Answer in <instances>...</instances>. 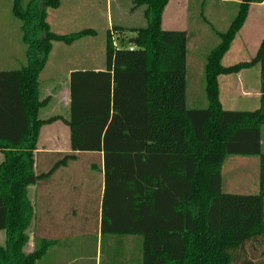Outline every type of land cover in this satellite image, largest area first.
Wrapping results in <instances>:
<instances>
[{
	"label": "trees",
	"instance_id": "16d2710c",
	"mask_svg": "<svg viewBox=\"0 0 264 264\" xmlns=\"http://www.w3.org/2000/svg\"><path fill=\"white\" fill-rule=\"evenodd\" d=\"M241 0L204 64L206 105L187 104L186 30L162 27L169 0H132L143 8L146 26L134 29L137 42L116 46L113 26L106 33V68L75 70L70 78V118L40 119L50 97L40 98L39 80L54 42L71 45L94 28L57 33L48 8L60 0H14L22 23L26 62L0 69V264H37L54 241L25 246L35 216L28 187L76 160L78 153L103 152L105 194L102 245L111 240V264L139 251L138 264H233L247 244L264 239V39L256 56L225 66L223 57L245 24L251 4ZM260 65L261 105L256 110L224 109L220 75ZM57 120L71 130V151L59 153L47 172H36L41 128ZM229 155L258 156V192L223 190L222 167ZM140 247L122 250L124 240ZM117 262V263H116ZM107 264H110L107 262Z\"/></svg>",
	"mask_w": 264,
	"mask_h": 264
},
{
	"label": "rangeland",
	"instance_id": "374dc122",
	"mask_svg": "<svg viewBox=\"0 0 264 264\" xmlns=\"http://www.w3.org/2000/svg\"><path fill=\"white\" fill-rule=\"evenodd\" d=\"M23 1L26 4L29 0ZM216 1L195 0L186 5L182 1H179V3L178 0H170L164 10L166 18L164 20V26L163 24L162 26L165 29L184 30L185 26L188 27L189 25L190 27V45L188 44L189 39L187 42V104L189 106L205 104V78L204 72H200V63H202L204 70L206 52L210 47L219 42L216 31H225L237 12V4L233 2L217 3ZM60 2L59 7L48 8L47 11V20L53 31L71 33L84 28H94L97 30V35L87 36L71 45H66L63 42H54V48L40 75V81L42 79V81L53 80L57 75H60L59 79H61L70 70L104 67L106 65V33L111 28L109 25L111 23V17L116 22L118 16L132 6V0H112L111 3H108L106 0H60ZM13 3L14 0H0V69H16L26 62L25 46L22 41V23L12 12ZM139 13L138 16L136 15V19L142 14L140 10ZM177 16L179 20H175ZM252 16L257 25L262 27L261 29L263 31L264 7H257ZM144 24L145 26L147 24L145 18L141 25ZM133 36L135 34L129 31H125V33L114 31L113 41L118 47L132 46L133 43L131 44L130 41ZM240 36L241 33L238 32L231 44L232 47L223 57V65L228 66L239 60H247L252 57L248 54L241 55L236 53L234 46L240 43L244 44L247 35L238 39ZM257 38H259V35L256 36V39L251 38V48L257 45ZM255 50L256 47L254 46ZM52 86L54 89H52ZM61 86V83L58 81L52 83L43 82L42 89L40 88V97H46L49 92L59 91ZM223 98L225 102L224 108L226 109L253 110L258 106L254 99L246 100L244 97H238L235 94L227 96L224 92ZM196 99L198 102L193 103L192 101ZM49 111H57L63 115L67 113L63 107V103L59 107V102L56 99L51 103V107L48 110L42 111L40 117L45 118ZM222 173L223 190L225 192L245 194L258 192V157L229 155L225 158ZM33 229L34 227L31 226L29 230L31 236L33 235ZM5 240L6 233L4 230H0V244L4 245ZM38 243L39 239L34 237V239H31L30 244L27 243L25 250L28 248L36 249ZM96 244V240L90 238V240L85 241L84 245L77 240L74 242V245L68 244L69 246H66L67 248L50 247L48 251L49 256L40 259L37 261V264H58L55 261L54 255L58 254L60 257L59 253L61 251L63 252V258L66 259V262L63 261L61 264H66L68 261H70V264H107L109 261L108 255L111 253V240H106L104 245L100 241L99 249H97ZM136 248V241L132 239L124 240L122 250L133 251ZM83 255L90 256L92 259L72 262L74 259H79ZM233 264H264V239L247 244L245 249L237 254V259Z\"/></svg>",
	"mask_w": 264,
	"mask_h": 264
},
{
	"label": "crops",
	"instance_id": "0c3cea01",
	"mask_svg": "<svg viewBox=\"0 0 264 264\" xmlns=\"http://www.w3.org/2000/svg\"><path fill=\"white\" fill-rule=\"evenodd\" d=\"M106 1L108 3H111L112 0H106ZM179 1L180 2L182 1L186 5H188L190 2H193L195 0H178V2ZM240 1L241 0H217L216 2L217 3L233 2L235 4H238ZM131 7L125 10V12L121 13L120 16H118L116 22H114L115 21L114 18L111 17V23H109L111 28L109 29H112L113 25H116L126 28V30L124 31L122 30V32L124 33L125 31L134 33L135 36H133V38L130 41L132 44L134 38L137 35L134 29L145 26V24L141 25L145 17H143L144 16L142 11L143 9H137L135 11H132ZM257 7L258 8L264 7V2L259 4H251L247 20L243 25V27L241 28V30L239 31L241 33V36L238 37V39H240L243 36L247 35L246 40L244 44L240 43L234 46L236 53H239L241 55L248 54L251 55L252 57L247 60H239L235 63L241 61H249L253 59L257 54V51L259 49L262 40L264 39V28L262 31L261 29L262 27H259V25H257L256 21L254 20V17L252 16L253 12L256 11ZM139 10L143 15L141 14V16H139L136 19V15L138 16ZM165 18L166 17L164 12L162 19L163 26L165 23L164 21ZM175 20H179V17L177 16ZM185 28L184 30H186L189 33L188 44L190 45V37H191L190 27L188 25V27L185 26ZM172 30H178V29H172ZM259 32L260 34H258ZM257 35H259V38H257L256 40L257 45H254L256 47V50L254 51V46L253 48H251L252 47L251 38L256 39ZM105 52H106V48H105ZM200 66H201L200 72L201 71L204 72L202 63H200ZM105 68L106 65L102 68H93V69L82 68L75 70L103 71L105 70ZM10 69H14V68H10ZM75 70L68 71L67 75L61 77V79H59L60 75H57L56 77H54L53 80H44V81H42L43 79L41 81L39 80V89L40 88L42 89L43 82L52 83L58 81L62 85L59 91L55 89L56 91L49 92V94L46 95V97H50V101L47 104V106H45L40 110L39 117L43 110H48V108L51 107V103L55 99L57 102H59V107H61L63 103V107L67 111V113L64 115L57 111L55 112L49 111L45 118L40 117V119H49L54 116H62L65 119L70 118V100H71L70 78H71V73ZM218 81H219V95L223 108L225 103L223 98L224 92L227 94V96H232L235 94L238 97H244L246 100L254 99L255 103L258 106L253 110H256L260 107L262 75L259 64H256L250 68L243 69L238 73L220 75ZM41 89H40V94H41ZM52 89H54L53 86ZM46 97L43 98L40 97V98L45 99ZM192 102L196 103L198 102V100L196 99L195 101L193 100ZM206 104H207V100L204 105ZM227 110H238V109L232 108ZM261 133H262V148L264 150V125L262 126ZM70 137H71L70 127L63 120H57L50 124H46L41 128L39 140L37 143V149L35 151L36 172L47 173L52 168L54 163L58 160L57 159L58 156H53L54 154L72 152ZM104 194H105L104 153L103 152L78 153V157L76 160L71 161L67 166L58 168L49 177H46L44 178V180L39 181L36 184L28 187V196L34 207V213H35V216L31 224V226L34 227L33 235L32 236L30 235L29 232L31 228L30 226L28 230L30 240L28 243L30 244L31 239H34V237L38 238L39 240L44 238V239L53 240L54 247L57 246L63 249V247L69 246L70 244L74 245V242L77 240L82 245H84L86 240H90V238H92L96 240L97 249H99L100 241L102 243V238H103L101 235L100 227L102 221ZM133 240L136 241L137 243L136 249L138 250V246L140 247V241L138 239H133ZM32 251H33L32 248L31 249L28 248L26 250V252H32ZM59 254L60 257L58 256V254L54 255L56 263L61 264V262L63 261L66 262V259H64L62 256L63 252L61 251ZM46 256L47 257L49 256L48 253L44 257ZM83 256L80 257L79 259H74L72 262H76L77 260L92 259V257L90 258V256L87 255H83ZM139 259H140L139 251H135V254L128 255V258L120 259L118 260V262H122V264H138ZM69 262L70 261H68L67 263ZM108 262L111 264V260H109Z\"/></svg>",
	"mask_w": 264,
	"mask_h": 264
},
{
	"label": "water",
	"instance_id": "95a60500",
	"mask_svg": "<svg viewBox=\"0 0 264 264\" xmlns=\"http://www.w3.org/2000/svg\"><path fill=\"white\" fill-rule=\"evenodd\" d=\"M136 42H137V38H136V39H134L133 43H136Z\"/></svg>",
	"mask_w": 264,
	"mask_h": 264
}]
</instances>
